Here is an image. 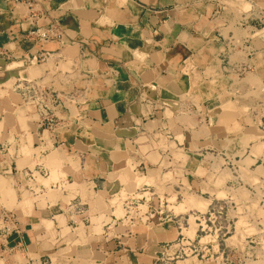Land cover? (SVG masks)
Listing matches in <instances>:
<instances>
[{
    "label": "crops",
    "instance_id": "crops-1",
    "mask_svg": "<svg viewBox=\"0 0 264 264\" xmlns=\"http://www.w3.org/2000/svg\"><path fill=\"white\" fill-rule=\"evenodd\" d=\"M244 16L234 28L254 34ZM54 21L60 39L28 36ZM230 23L215 0H0V203L20 222L15 264H200L174 258L186 212L167 208L170 190L205 186L198 149L228 141L241 114L225 106L245 102L233 76L256 52L264 75V35L231 48ZM30 80L63 103L40 102ZM129 170L153 179L138 186Z\"/></svg>",
    "mask_w": 264,
    "mask_h": 264
},
{
    "label": "rangeland",
    "instance_id": "rangeland-1",
    "mask_svg": "<svg viewBox=\"0 0 264 264\" xmlns=\"http://www.w3.org/2000/svg\"><path fill=\"white\" fill-rule=\"evenodd\" d=\"M200 1L206 3L211 0ZM215 2L226 7L231 19L229 30L233 31L235 37V40L231 38L234 41L231 48L238 46L243 38L264 35V28L260 29L264 26V0ZM243 13L245 25H257L254 34L249 28L244 31L234 28L237 18ZM256 54H253L254 65L247 62L245 70L243 68L244 73L233 76L235 81H232L231 86L236 94H241L245 102L241 107L235 106L232 101L225 106L241 114L237 122L226 128L228 141L224 139L219 149L198 147L202 158L199 174L206 181L205 186H197V190L192 191L182 189L181 199H177L178 193L170 190L171 198H168L167 208H173L175 213L186 212L180 224L184 239H181V235L174 247L178 248L174 254L176 260L186 262L194 256L200 260V264H264V109L259 105L261 101L264 103V75L257 73ZM214 83L213 80L208 81L204 87ZM242 84L245 90L237 92L236 89ZM183 98L185 96H182V102H187ZM174 106L184 115L181 121L189 125L192 118H199L196 115L200 114V110L190 115L188 109L177 107L176 104ZM197 131L199 136H206V123L199 124ZM127 173H130L128 177L135 180L138 186L153 179L150 170L147 174L141 170L137 173L129 170ZM163 179L177 181L170 172ZM25 197L27 203L32 202L31 198ZM114 198H111L112 203ZM194 199L202 200L204 204H198ZM0 257L3 258L1 264L26 261L24 253L17 249L4 252Z\"/></svg>",
    "mask_w": 264,
    "mask_h": 264
},
{
    "label": "built area",
    "instance_id": "built-area-1",
    "mask_svg": "<svg viewBox=\"0 0 264 264\" xmlns=\"http://www.w3.org/2000/svg\"><path fill=\"white\" fill-rule=\"evenodd\" d=\"M28 3L29 5H31V2ZM27 34L33 40H37L40 42H52L54 40L60 39L61 30L59 28V24H57V21H54L43 27L37 26L36 28L29 30ZM243 68L245 70V65L239 67L238 69L239 74L244 73ZM32 82L33 80L29 81L28 89L30 88L34 93L38 95L40 102H44L46 98L49 97L57 105L63 103L61 102L57 94L50 95L51 92H49L47 89L36 90ZM42 122L45 128L53 129L57 124V117L54 116L53 114L47 113L43 116ZM29 175L31 178H33L32 172H29ZM180 224L181 222L179 223V226L181 227ZM181 235H182L181 239H184L183 234ZM11 236L16 237L19 240V242H21L22 238H21L20 222L14 210L8 209L3 204L0 203V256L4 252H10L16 249L21 252L23 251L24 246L21 244H20L21 246H19L17 242L14 245H10L9 239ZM0 259L3 258L0 257ZM25 264H33V260L30 259V261L26 262ZM39 264H48V260L46 258H42L39 261Z\"/></svg>",
    "mask_w": 264,
    "mask_h": 264
},
{
    "label": "bare ground",
    "instance_id": "bare-ground-1",
    "mask_svg": "<svg viewBox=\"0 0 264 264\" xmlns=\"http://www.w3.org/2000/svg\"><path fill=\"white\" fill-rule=\"evenodd\" d=\"M252 79V78H251ZM255 80V79H254ZM252 81H253V79H252ZM119 197V196H118ZM194 200H196V202L198 203V204H204V202L202 201V200H199V199H194ZM202 202V203H201ZM182 205H183V203H182ZM177 206L179 207L180 205H178L177 204ZM176 207V206H175ZM177 209V208H176ZM192 232H193V230H191Z\"/></svg>",
    "mask_w": 264,
    "mask_h": 264
}]
</instances>
